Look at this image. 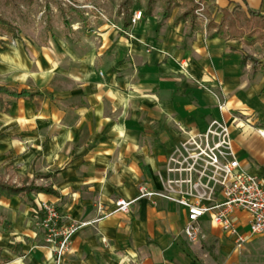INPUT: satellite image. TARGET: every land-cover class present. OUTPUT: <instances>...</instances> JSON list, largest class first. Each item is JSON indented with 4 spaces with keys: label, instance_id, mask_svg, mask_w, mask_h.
I'll use <instances>...</instances> for the list:
<instances>
[{
    "label": "crops",
    "instance_id": "1",
    "mask_svg": "<svg viewBox=\"0 0 264 264\" xmlns=\"http://www.w3.org/2000/svg\"><path fill=\"white\" fill-rule=\"evenodd\" d=\"M151 1L132 0L131 20L143 15L127 30L123 0H48L38 14L33 0L1 2L19 34L0 32V86L39 95L0 112V180L40 175L36 185L54 192L0 198L1 264H56L40 203L62 225L91 223L62 264H210L182 234L185 209L140 199L123 214L115 202L161 190L169 156L213 120L224 118L241 165L264 177V59L252 49L264 46V0ZM203 228L208 244L230 240L208 218Z\"/></svg>",
    "mask_w": 264,
    "mask_h": 264
},
{
    "label": "built area",
    "instance_id": "2",
    "mask_svg": "<svg viewBox=\"0 0 264 264\" xmlns=\"http://www.w3.org/2000/svg\"><path fill=\"white\" fill-rule=\"evenodd\" d=\"M202 12L203 9L198 14L202 16ZM142 15V12H136L132 23L140 21ZM181 66L186 70V65ZM218 102L220 112L226 111V104ZM159 178L161 190L141 187L136 200H117L116 212L129 214L132 205L140 199L150 200L155 205L157 200H163L181 207L188 214L182 234L193 244L205 238L203 223L207 218L234 243L236 249H243L252 238L264 235V177L241 165L231 128L224 118L213 120L204 132L191 135L177 147L167 159L165 175ZM99 211L104 218L111 215L104 214L102 206ZM238 213L246 216V234L242 232ZM34 214L36 223L46 233V243L55 252L56 264H62L79 230L91 225L85 222L62 225L60 212L47 203H40Z\"/></svg>",
    "mask_w": 264,
    "mask_h": 264
},
{
    "label": "trees",
    "instance_id": "3",
    "mask_svg": "<svg viewBox=\"0 0 264 264\" xmlns=\"http://www.w3.org/2000/svg\"><path fill=\"white\" fill-rule=\"evenodd\" d=\"M132 0H123L122 8L125 11V18H124V25L123 30H127L131 24L132 20L130 18L129 9L131 6ZM153 0L150 2L149 8L152 9ZM196 5H192L191 9L189 10L188 14H194L196 10ZM253 15H255L254 12H251ZM224 21L218 26L217 33L213 34V37H223V31H224ZM0 32L8 36L10 39H17L19 30L18 28L13 25L11 22L5 20L0 16ZM5 47L0 49V51H5ZM246 62H252L253 65H257L259 63V60L252 57V56H244L243 57V63ZM39 95V92H31L29 90H19L17 88L12 87H5L0 86V112L4 114H8L11 111V108L13 106V101L15 100H33L36 96ZM40 175H36L33 181H30L29 179H24L21 183V186L15 185L10 182H5L4 180H0V198H13V197H19L22 201L25 200V198L30 197L32 194H40V193H54L49 188L39 187L36 185V180L40 179ZM9 260L2 256V251L0 250V264L1 263H7Z\"/></svg>",
    "mask_w": 264,
    "mask_h": 264
},
{
    "label": "rangeland",
    "instance_id": "4",
    "mask_svg": "<svg viewBox=\"0 0 264 264\" xmlns=\"http://www.w3.org/2000/svg\"><path fill=\"white\" fill-rule=\"evenodd\" d=\"M2 1L4 2V0H0V6ZM44 2L45 3H40L38 0H33L34 9H36L37 14L40 10H43L50 1L48 2V0H45ZM13 6L14 5H11L12 8ZM64 9L65 8H63V10ZM258 42L261 44L264 40L258 38ZM252 49L258 59H264V46H257L255 48L252 46ZM242 232L246 234L247 229L243 228ZM190 244L196 245V250L192 251V254L195 257H203L204 255L210 264H264V235L252 238L243 249H236L231 240L224 243L214 241L213 244H208L204 238L196 244Z\"/></svg>",
    "mask_w": 264,
    "mask_h": 264
}]
</instances>
